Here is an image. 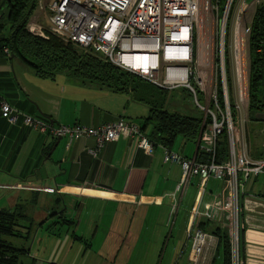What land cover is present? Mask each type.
<instances>
[{"label":"crops","instance_id":"crops-1","mask_svg":"<svg viewBox=\"0 0 264 264\" xmlns=\"http://www.w3.org/2000/svg\"><path fill=\"white\" fill-rule=\"evenodd\" d=\"M5 50L0 97L26 115L53 126L90 128L118 119L141 125L148 115L126 94L64 75L40 78ZM150 133L149 125L143 134ZM93 147L91 138L69 142L0 118V211L21 207L28 219L63 224L74 240L91 239L92 249L97 240L103 264H191V235L200 230L210 237L204 256H215L206 259L213 264L221 254L215 233L230 239L231 229L219 209L220 180L190 177L181 185V167L164 163L160 147L147 154L135 139L108 142L96 158L87 151ZM172 150L196 160L197 141L181 139ZM30 208L35 210L29 214ZM243 224L240 264H264V209Z\"/></svg>","mask_w":264,"mask_h":264},{"label":"built area","instance_id":"built-area-1","mask_svg":"<svg viewBox=\"0 0 264 264\" xmlns=\"http://www.w3.org/2000/svg\"><path fill=\"white\" fill-rule=\"evenodd\" d=\"M35 1L36 8L49 16L50 33L157 87L188 91L202 113L200 143L211 160L197 163L160 147L163 161L181 167V185L190 177L221 181L219 209L227 215L231 232L238 238L244 230L242 219L264 209V198L246 191L249 180L264 177V126L258 156L253 157L240 119L241 107L248 109L251 33V21L247 22L243 14L255 12L264 0ZM0 118L69 142L94 139L95 147L87 150L94 158L106 143L121 137L135 139L137 147L147 154L153 151V144L139 126L124 119L95 128L53 126L11 107L1 97ZM238 119L239 132L235 130ZM223 132L228 154L225 161L217 163L216 148ZM209 241L200 230L191 235V264H204Z\"/></svg>","mask_w":264,"mask_h":264},{"label":"trees","instance_id":"trees-1","mask_svg":"<svg viewBox=\"0 0 264 264\" xmlns=\"http://www.w3.org/2000/svg\"><path fill=\"white\" fill-rule=\"evenodd\" d=\"M35 9V0L34 3L33 0H1V52L6 49L7 54L19 60L40 78L54 79L58 75H64L83 85H95L114 93L126 94L134 102L145 105L148 108V115L138 126L142 133L147 126H151V133L147 138L153 147L173 151L177 138H181L186 143H196L201 130L202 116H190L170 110L168 96L175 95L179 89L167 91L157 87L88 50L64 41L48 30H45L43 35L30 33L27 26ZM248 46V113L252 122L264 125V121L256 120L254 117L257 114H264V4L258 6L253 14ZM181 90L191 97L187 90ZM227 149V139L223 132L216 148L217 163L226 160ZM257 154L253 157L258 156ZM210 156V153L199 149L195 161L207 163L211 160ZM258 196L264 198L262 194ZM25 223L28 226H25ZM32 224L21 207L11 212L0 211V264H21V258L27 256V251L13 247L4 238L23 235L29 238ZM215 234L218 238L217 250L221 253L222 263L229 264L227 234L220 232ZM242 235L243 231L239 233V246Z\"/></svg>","mask_w":264,"mask_h":264},{"label":"rangeland","instance_id":"rangeland-1","mask_svg":"<svg viewBox=\"0 0 264 264\" xmlns=\"http://www.w3.org/2000/svg\"><path fill=\"white\" fill-rule=\"evenodd\" d=\"M254 10L244 12L243 16L247 22L251 21ZM51 26L47 12L35 9L29 19L27 29L30 33L35 35L44 34L45 30ZM32 29V30H31ZM170 110L178 113L187 114L190 116L201 117L202 113L195 107L193 99L183 90L179 89L175 95H169ZM240 119L243 120L242 128L246 138L250 155L257 154L259 146L262 141L261 131L263 126L259 122H252L249 117L248 109L245 111L241 107ZM244 119L246 121L244 122ZM239 119L235 122V130L239 132ZM181 138H177L173 146L174 149L179 148ZM202 144L200 143L199 147ZM202 149V148H201ZM251 189L256 194L264 195V177L259 176L256 179H251L246 185V189ZM34 208L28 209V213H32ZM32 230L29 238L22 237H5L4 239L13 247L22 248L27 251V256L21 258V264H103L102 254L98 252V241L95 240L93 249L87 245L91 244L92 240H74L72 236V229H67L65 225L60 223H53L42 219H31ZM25 226H28L25 223ZM231 227V226H230ZM229 264H237L239 258V233L238 238L229 229ZM89 234V233H88ZM91 234V233H90ZM88 235V238L90 237ZM80 233L77 232L76 236ZM215 256H204V264L206 259L214 260ZM185 260L183 256L182 260ZM107 264V263H106ZM213 264H223L221 254L213 262Z\"/></svg>","mask_w":264,"mask_h":264},{"label":"water","instance_id":"water-1","mask_svg":"<svg viewBox=\"0 0 264 264\" xmlns=\"http://www.w3.org/2000/svg\"><path fill=\"white\" fill-rule=\"evenodd\" d=\"M33 3H34V0H33ZM0 4H1V0H0ZM254 117H255L256 120L264 121V114H257ZM201 130H200V133H199V136H198V139H197V150H198L199 145H200Z\"/></svg>","mask_w":264,"mask_h":264},{"label":"bare ground","instance_id":"bare-ground-1","mask_svg":"<svg viewBox=\"0 0 264 264\" xmlns=\"http://www.w3.org/2000/svg\"><path fill=\"white\" fill-rule=\"evenodd\" d=\"M239 252V251H238Z\"/></svg>","mask_w":264,"mask_h":264}]
</instances>
